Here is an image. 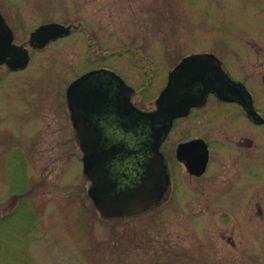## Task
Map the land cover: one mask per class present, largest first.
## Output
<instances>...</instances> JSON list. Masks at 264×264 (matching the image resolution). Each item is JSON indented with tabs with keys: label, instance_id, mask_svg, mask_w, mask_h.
<instances>
[{
	"label": "rangeland",
	"instance_id": "1",
	"mask_svg": "<svg viewBox=\"0 0 264 264\" xmlns=\"http://www.w3.org/2000/svg\"><path fill=\"white\" fill-rule=\"evenodd\" d=\"M0 4L18 43L45 22L82 23L33 51L26 68L0 65V264H264V124L211 100L168 138L171 181L162 202L106 219L88 194L66 100L73 79L105 65L139 89L150 84L143 95L154 107L169 69L210 51L249 84L264 115V0ZM198 134L211 141V160L194 177L175 145Z\"/></svg>",
	"mask_w": 264,
	"mask_h": 264
},
{
	"label": "water",
	"instance_id": "2",
	"mask_svg": "<svg viewBox=\"0 0 264 264\" xmlns=\"http://www.w3.org/2000/svg\"><path fill=\"white\" fill-rule=\"evenodd\" d=\"M71 29L59 22L41 24L31 32L29 45L43 48ZM14 39L12 27L0 12V65L17 70L27 67L31 53ZM101 72L108 71L96 69L76 78L68 86L67 99L84 153V172L91 181L88 194L104 218L138 216L161 203L170 183L161 144L173 120L204 104L211 92L239 101L255 122L264 123L244 83L233 79L213 53L184 57L170 71L157 108L151 111L133 104L135 88L114 71L109 72L121 93L110 94L104 83L109 78ZM178 157L191 173L202 175L209 162L208 145L201 138L181 143Z\"/></svg>",
	"mask_w": 264,
	"mask_h": 264
},
{
	"label": "flooded vegetation",
	"instance_id": "3",
	"mask_svg": "<svg viewBox=\"0 0 264 264\" xmlns=\"http://www.w3.org/2000/svg\"><path fill=\"white\" fill-rule=\"evenodd\" d=\"M0 6H1V4H0ZM0 10H1V9H0ZM1 11H2V10H1ZM2 13H3V12H2ZM3 15L7 18V20H8L9 23L11 24L12 22L9 20V18H8L4 13H3ZM49 22H61V21H49ZM45 23H47V22H45ZM61 23H64V22H61ZM64 24H67V23H64ZM67 25H71V27H73V29L71 30V32H73V31L76 30V29H80V28L82 27V23H78V24H76V25H74V23H68ZM36 50H37V49H34L33 51H36ZM33 51H32V52H33ZM176 64H177V63H176ZM176 64H175V65H176ZM175 65H174V66H175ZM174 66H173V67H174ZM173 67H172V68H173ZM172 68H171V69H172ZM94 69H101V70H107V71H108V72H101L100 75H101L103 78H109V81H108V82L105 81L104 83H105V86L111 90L110 94H114V93H116V92L121 93V91H120V88H119V86H118L119 82L116 80V78L114 77V75L112 74V72H109V71H114V72L118 73L119 75H121V76L127 81L128 84L133 85L132 83H130V81H129V80H128V79H127V78H126L121 72H119L117 69L112 68V67H109V66L102 65V66H99V67H94V68H91V69H89V70H87V71H85V72H88V71H90V70H94ZM171 69H169V71H170ZM169 71H168V74H169ZM85 72H84V73H85ZM82 74H83V73H82ZM168 74H167V76H166V81H165L164 85L161 86V88H160V91H161V90L165 87V85L167 84ZM234 78H235V77H234ZM235 79H236V78H235ZM239 80H241V79H239ZM243 82H244V84L246 85L247 89L249 90V92H250V94H251V97H252V100H253L254 107L258 110L257 105H256V94L251 90L249 84H248L246 81H243ZM133 86H134V85H133ZM149 86H150V84H147V86L141 87L140 89L134 86V87L136 88V92L131 96V100H132L133 104L136 105L138 108H140V109H142V110H146V111L155 109V106H154V107H148V106L146 105V101H147L148 98H147V96L143 95V94H144V89H146V87L148 88ZM141 91H143V92L141 93ZM160 91H159V93H160ZM159 93H158V95H159ZM139 94H142V95H143V99H142L140 102H137V101H135V97L138 96ZM158 95H157V96H158ZM144 96H145V97H144ZM156 99H157V97H156ZM156 99H155V103H156ZM211 100H213V101H217V102H219V103H232V104H236V105L240 106L241 109L243 110V112H244L246 118L248 119V121L251 122V123L254 124V125H258L257 123H255L254 121L251 120V118H250L249 115L247 114V110L245 109V107H243L242 103H240L239 101H236V100L226 101V100L220 99V98L218 97V95H216L214 92H212V93H210V94L208 95L207 100H206V102H205L204 104H202V105H198V106H194V107H191L189 113H187V114H185V115L178 116V117H176V118L173 120V124H172L171 130H170L169 134L166 136V138L163 140V142H162V144H161V150H162L163 153L165 154L166 161H168V158H167V151H168L169 148H168V146H167V141H168V138H169L170 134H171L175 129H177V128L180 126V124H181L182 122H184V121L187 120L188 118L192 117L194 114H197L198 112L202 111V109L205 108ZM258 111H259V110H258ZM261 125H263V124H261ZM108 136H109V134H108ZM77 137H78V134H77ZM199 138L203 139V140L207 143V145H208V148H209V154H210V159H209V164H210V160H211V141H210V140H207L206 137L203 136L202 134H201V135L198 134V135H192V136H189V137H188V136H187V137H184V138H182V139H180V140H178V141L176 142V145H175V157H176L177 161H178L180 164H182L185 168H186V166H185L184 162L181 161V160L179 159V157H178V147H179V145H180L181 143L189 142V141H192V140H194V139H199ZM246 139H247V140H241V141H242V142H246V143L249 144V146H251V145H252V140H253V139H251V138H246ZM198 151H199V150H196V152H198ZM128 161H130V160H128ZM167 163H168V162H167ZM209 164H208L207 170H206V172H205L204 174H206L207 171H209ZM186 169H187V168H186ZM187 171H188L189 174H191V175L194 176V177H201V176L204 175V174H203V175H201V176H198V175H196V174L191 173L189 170H187ZM1 219H2V218L0 217V221H1Z\"/></svg>",
	"mask_w": 264,
	"mask_h": 264
}]
</instances>
